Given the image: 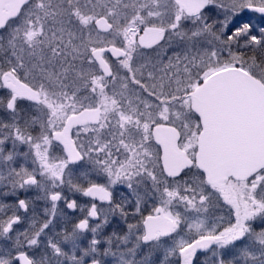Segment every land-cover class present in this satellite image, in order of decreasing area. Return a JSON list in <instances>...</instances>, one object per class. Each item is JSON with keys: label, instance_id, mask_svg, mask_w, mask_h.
<instances>
[{"label": "snow or ice", "instance_id": "snow-or-ice-1", "mask_svg": "<svg viewBox=\"0 0 264 264\" xmlns=\"http://www.w3.org/2000/svg\"><path fill=\"white\" fill-rule=\"evenodd\" d=\"M0 264H264V0H0Z\"/></svg>", "mask_w": 264, "mask_h": 264}]
</instances>
